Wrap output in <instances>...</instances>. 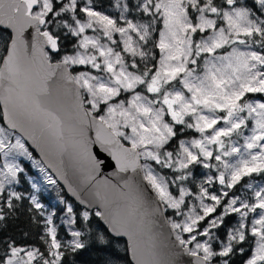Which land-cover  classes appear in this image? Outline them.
I'll list each match as a JSON object with an SVG mask.
<instances>
[{"label": "snow or ice", "instance_id": "snow-or-ice-1", "mask_svg": "<svg viewBox=\"0 0 264 264\" xmlns=\"http://www.w3.org/2000/svg\"><path fill=\"white\" fill-rule=\"evenodd\" d=\"M109 7L112 12L98 10L95 0H0V42L6 52L0 56V105L7 125H0L5 157L0 222L16 215L21 206L16 202L25 199L8 187L20 182L25 169L7 158L15 154L46 171L22 137L45 157L69 155L89 181L104 163L92 152L96 144L115 161L117 173L141 175L155 194L156 212L171 209L182 217L167 223L183 255L191 258L187 264H233L237 255L242 264H264V186L244 185L252 190L251 201L231 192L245 177H264V99H249V94L264 97V0H110ZM62 38L74 39L73 51L52 63ZM77 66L85 70L73 75L69 69ZM57 77L72 86L70 103L54 92L51 82ZM87 127L95 129L94 140ZM189 131L198 137L180 138ZM149 162L170 170L171 177ZM198 166L208 170L199 182ZM47 182L56 183L51 176ZM102 183L107 187L110 181ZM216 183L220 190L210 191ZM111 187L137 191L129 180ZM95 195L106 207L101 193ZM28 201L27 211L44 217L43 250L0 240V264H65L69 252L86 247L82 232L73 227L71 205L63 221L71 236L65 243L58 238L54 213L45 216L36 195ZM81 215L89 220L88 210ZM95 215L116 235L129 237L134 264H172L160 256L154 238L142 247L135 210L126 216ZM233 215L236 220L229 224ZM31 220L39 223L35 214ZM97 240L107 242L103 235Z\"/></svg>", "mask_w": 264, "mask_h": 264}, {"label": "water", "instance_id": "water-1", "mask_svg": "<svg viewBox=\"0 0 264 264\" xmlns=\"http://www.w3.org/2000/svg\"><path fill=\"white\" fill-rule=\"evenodd\" d=\"M31 31V30H29ZM11 30H8L10 34ZM28 33H26V36ZM6 55V52H3ZM57 60H52L55 63ZM71 72V70L69 69ZM72 73V72H71ZM51 86L55 91H59L62 96L71 102L70 88L72 86L66 85L58 77L51 82ZM0 120L3 126L7 127L3 122V106L0 105ZM20 135L19 132H16ZM86 134L89 139H95V129L87 127ZM27 147L37 156L42 165L53 176L55 181L62 187L65 194L72 199L77 205L91 210L96 209L103 211L108 215L112 212H120L122 216H126L129 212L135 210V220L141 225L142 247L143 242H146L149 237L154 238L157 244V251L160 256L165 260H170L172 264H187L191 258L183 255L182 250L177 245L174 235L171 234V229L167 223L164 211L158 213L155 211L157 202L155 200V194L150 188L143 182L141 175L133 173L130 170L126 173H117L115 167V161L107 152L101 151L99 145H92V152L98 159L103 160L100 171L95 173V179L89 181L87 179V173L82 171L78 165H76L69 157L64 155L62 158L56 155L54 152L49 153L45 157L40 149L32 143L31 140L26 137H22ZM121 143L125 147H130L129 144ZM51 164V166H49ZM110 181L109 186L105 187L103 181ZM125 180H129L137 191L129 193L127 188H121L120 191H116L111 185L119 187ZM99 191L101 197L106 199V207L102 206V201L97 199L95 193ZM132 196H139V202L132 199ZM84 201L85 203H82ZM100 224L111 236L121 238L125 245V252L127 259L131 264H134L133 256L130 250L131 241L127 235L118 236L111 230V225L106 222L105 219L97 217Z\"/></svg>", "mask_w": 264, "mask_h": 264}, {"label": "trees", "instance_id": "trees-1", "mask_svg": "<svg viewBox=\"0 0 264 264\" xmlns=\"http://www.w3.org/2000/svg\"><path fill=\"white\" fill-rule=\"evenodd\" d=\"M134 3L135 0H132ZM95 3L98 7L107 6L110 3V0H95ZM134 14V13H133ZM74 39L64 40L61 39V51H69L72 48V44L74 43ZM54 59H58L59 55L53 54ZM70 70H74L72 67ZM193 133L192 131L187 132L185 135H190ZM183 136V135H182ZM124 142V141H123ZM175 142V141H174ZM39 161V160H38ZM25 165V163H24ZM41 166H43L41 164ZM25 172L29 173L30 170L25 165ZM46 172L51 176V174L46 170ZM52 177V176H51ZM20 182L16 188L18 192H20L25 199L21 202H16L18 205H21L17 208L16 215H10L6 218L5 221L0 222V240H6L11 238L18 245H36L40 246L43 250V244L39 240V235L43 233V219L44 217L39 216L38 213L33 210V213H29L27 209L30 207L28 197L31 194V189L28 186V181L23 174H19ZM52 179H54L52 177ZM55 180V179H54ZM54 188H48L47 191L49 195H56L62 199L63 202H69L73 207L75 217L77 219V224L73 227L82 232V241L85 243L86 247L84 249L79 250L77 253L72 254L68 253L65 258V264H101L102 257L99 255V252L105 249L106 245L100 246L97 244L96 240L99 235H103L107 241L110 242L113 240V236H110L103 226L98 222L97 216L92 210L89 211V220L87 222L83 221L82 216L80 215V210L84 209L83 207L77 205L72 199H70L62 189V187L56 182L53 184ZM51 186V188L53 187ZM38 198H44L43 194H39ZM87 210V209H84ZM7 211V210H5ZM43 212H45L43 210ZM56 210L54 211L55 215V224L58 229V238L62 240V242H67L71 239L70 234L67 233L65 225L62 224L57 219ZM168 213V212H167ZM35 214L39 223H33L31 220V216ZM28 232L29 236L27 238L24 237L23 233ZM222 229L220 233L222 234ZM106 250V249H105ZM115 254V253H114ZM113 255V254H112ZM122 258L128 261L126 252L123 251L120 253ZM242 257L237 255L233 258V264H242Z\"/></svg>", "mask_w": 264, "mask_h": 264}, {"label": "rangeland", "instance_id": "rangeland-1", "mask_svg": "<svg viewBox=\"0 0 264 264\" xmlns=\"http://www.w3.org/2000/svg\"><path fill=\"white\" fill-rule=\"evenodd\" d=\"M249 2H250V0H249ZM98 10H103V11H106V12H112L113 11L109 7V4L107 6L98 7ZM133 15H136V14L134 13ZM86 34L92 35L93 33L91 32V30H88ZM116 38L119 39V37H116ZM240 47L243 50V46H240ZM3 51H4L3 50V44H2V42H0V56L3 53ZM72 51H73L72 48L69 51H62L60 53V56H62L63 54H65V52L71 53ZM221 51H223V50H221ZM60 56H59L58 59H54V60H59L60 59ZM73 68H74V70H71V72H72L73 75H75L79 71L85 70L83 68V66H77V67H73ZM127 95L128 94H124L121 97H119L118 99H125L127 97ZM249 99H264V97H260L258 94L256 96H253L252 94H249ZM101 114H103V113H101ZM0 125L3 126V124L1 123V120H0ZM124 131H129V130L124 129ZM246 134H247V132H246ZM15 135H19V134L15 133ZM193 137H198V133L193 132L190 135H183L180 138L181 139H191ZM233 139L235 140V139H238V138L233 137ZM121 140L124 141L125 143L129 144L128 141H125L123 139H121ZM13 142H14V137H13ZM23 142H24V140H23ZM238 142L239 143H243L242 139H239ZM175 145H176V142H174V141L171 142L170 145L167 146L168 147V150H172ZM25 146H26V144H25ZM28 150H29V148H28ZM33 157H34L35 160H37V158L34 155H33ZM7 159L10 162L14 159L15 162L20 163L21 166L24 169H25V165L27 166V168H29V170H30L29 173H26L24 171V173H22V174L25 176L26 181H28V186L31 189V194L30 195H36L37 196L38 201L43 205V208L41 209V211H43V210L45 211L44 212L45 213V216H47L48 214H53L54 211L56 210V212H57L56 213L57 219H60L59 221L62 224H64L63 221H64V219H65V217L67 215L66 209L71 204L68 201L67 202L66 201L63 202L60 197H58V196H56L54 194L53 195H49V192L47 191V189L48 188H50V189H53L54 188L53 184H49L47 182V177L50 176V175L46 171L45 172H41L39 170V168L32 163V161H29L28 159H26L24 157L15 156V154H13V155L9 156ZM4 160H5V157L2 156V155H0V167H2ZM144 162L145 161L143 159H141V163H144ZM24 163H25V165H24ZM149 163L152 164L153 168L158 173L163 174V175H166L168 177H171L172 173L170 172V170H168V169H161L158 165H155L154 162H149ZM213 163H215V161H213ZM195 172H196V175H197V182H199V179L202 178V174L203 173H207L208 170H205V169H203V168H201V167L198 166L195 169ZM208 174L215 175L216 173L213 171V172L208 173ZM32 183H35L37 185V188L36 189H33L31 187V184ZM248 183H253L254 186L256 184H259L261 186H264V177L257 176L255 174L251 178L245 177L242 180V182L239 185L236 186L235 189L231 190V192L234 193L235 195L240 196L242 199H247V200L251 201L252 200V197H253L252 190L247 189V188L244 187V185H246ZM18 184L19 183H15V184L10 185L8 187H11L13 190L17 191L16 188H17ZM51 186H53V187L51 188ZM189 186H191V185H189ZM219 190H220V185L218 183L214 184L210 188V191H213V192H218ZM172 191L175 192V189H172ZM39 194H43V197L44 198H42V199L41 198H38V195ZM189 203H193V201L190 200ZM83 211H85V210L84 209L80 210V212H79L80 215L82 214ZM92 211L94 213H96V211H98V210L93 209ZM221 211H222V208L221 209H218L217 210V213L214 214V215L219 214ZM164 214H165L167 220H168V218H172V219L177 220V221H179V220L182 219V217L176 216L175 213H174V211L171 210V209H168L167 211H164ZM55 220H56V218H55V215H54L53 216V222H54V224H55ZM235 220H236V216L233 215L232 217L229 218V224H231ZM64 225H65V228L67 230V233L69 234V228H68V226L66 224H64ZM222 231H224V229H222ZM187 236H188V234L185 233L184 234V237L187 238ZM199 239L203 240L204 238L203 237H200ZM96 242H97V244H100V246L106 245L104 247L106 250L103 249L102 251L99 252V255H101V257L103 256L102 257V263L101 264H131L129 262V260L128 261L124 260L122 258V256L120 255L121 252L125 251V245H124V242H123V240L121 238L113 237V240L111 242L109 240V241H107L106 243H103V244L99 243L98 240H96Z\"/></svg>", "mask_w": 264, "mask_h": 264}, {"label": "flooded vegetation", "instance_id": "flooded-vegetation-1", "mask_svg": "<svg viewBox=\"0 0 264 264\" xmlns=\"http://www.w3.org/2000/svg\"><path fill=\"white\" fill-rule=\"evenodd\" d=\"M4 52V51H3ZM3 55V53L1 54V56Z\"/></svg>", "mask_w": 264, "mask_h": 264}]
</instances>
